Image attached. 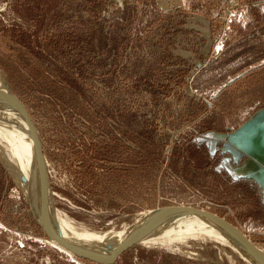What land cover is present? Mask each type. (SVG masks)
I'll list each match as a JSON object with an SVG mask.
<instances>
[{"label": "rangeland", "instance_id": "374dc122", "mask_svg": "<svg viewBox=\"0 0 264 264\" xmlns=\"http://www.w3.org/2000/svg\"><path fill=\"white\" fill-rule=\"evenodd\" d=\"M0 78L37 127L53 206L78 229L109 235L193 205L264 251V126L251 148L229 140L264 108V0H0ZM6 169L0 159V264H97L45 236ZM185 240L137 243L114 264H246L228 241Z\"/></svg>", "mask_w": 264, "mask_h": 264}, {"label": "bare ground", "instance_id": "6f19581e", "mask_svg": "<svg viewBox=\"0 0 264 264\" xmlns=\"http://www.w3.org/2000/svg\"><path fill=\"white\" fill-rule=\"evenodd\" d=\"M0 91L6 92L1 78ZM0 122V125H2V123L5 124V127L0 129V135L7 132L6 135L9 137L4 140L6 146L0 143V159L8 169L7 171L11 175L13 174L16 181L22 186L27 194L26 196L31 200L32 210L35 216L40 219L39 174L34 154L33 140L29 133L27 122L24 120L21 113L10 103L8 98L4 96H0ZM21 176L25 177V181H22ZM50 194H52L51 190ZM52 198L53 196L51 195L50 210L56 228L59 230L62 238L76 245H83L87 249L103 254H106V252H104L105 250L111 251L128 237L133 228L148 215H142L140 218L138 216L134 224L124 227L121 231H115L113 234L111 232L109 235H97L82 231L75 227L70 219L67 220L65 217L63 218V215L53 206L54 203ZM180 213L181 214L173 218L167 219L150 234L143 237L139 241V244L148 245L159 243L164 245L175 241L181 243L182 240L191 237L193 239H207L208 241L210 240L228 248L226 245V241H228L232 245L228 248L230 252L242 259L246 264H263L243 243L212 218L191 211ZM171 230L172 233H169ZM166 237L169 238L165 240ZM51 241L56 243L64 252L74 255L56 241ZM108 246H112L111 249H108ZM261 252L264 254V251Z\"/></svg>", "mask_w": 264, "mask_h": 264}, {"label": "water", "instance_id": "95a60500", "mask_svg": "<svg viewBox=\"0 0 264 264\" xmlns=\"http://www.w3.org/2000/svg\"><path fill=\"white\" fill-rule=\"evenodd\" d=\"M7 86L8 88H10L9 85ZM0 96L8 98V100L15 107V109L21 113L24 120L27 122L29 133L33 140L34 154L39 174V214L41 221L39 220V218H36L35 215L34 217L41 226L42 231L46 237L56 241L59 245L63 246L65 249L71 251L74 255H76V257L83 258L97 264H114L118 257L125 250L139 243V241L143 237L150 234L154 229H156L159 225L163 224L167 219L173 218L176 215L181 214L180 212L191 211L210 217L216 222H218L228 232L234 235V237H236L241 243H243L249 249V251L252 252L256 257H258L264 264V254L254 245V243H252L248 239V237L243 232H241L239 228L234 226L226 219L218 216L217 214L193 205L171 204L154 209L138 225L133 228L131 234L126 237L121 243L115 246L111 251L105 250L104 252H106V254L95 252L90 249H87L83 245H76L74 243L64 240L60 235L59 230L56 228L55 221L52 217L50 210V196L52 194H50L51 189L45 163V156L37 127L34 121L32 120L29 112L27 111L26 107L20 101V99L12 92L11 88L10 91H6L5 93L0 91ZM261 126H264V108L259 109L254 115L250 116L249 119L242 123L241 126L237 129V131L232 133V136L229 137V140L241 142L248 148H251V141L254 138V134ZM214 134L220 137L225 136L224 133ZM257 155L258 159L262 162V164H260V175L261 177H263L264 182L263 146L259 148V153ZM243 171L246 172L245 169ZM21 179L22 181H25L24 176H21ZM111 247L112 246H108V249H111Z\"/></svg>", "mask_w": 264, "mask_h": 264}]
</instances>
